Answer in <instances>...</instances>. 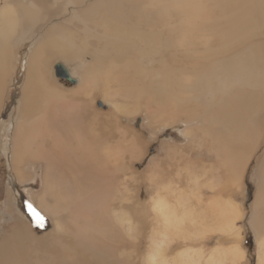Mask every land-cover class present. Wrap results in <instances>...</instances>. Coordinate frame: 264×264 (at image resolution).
Masks as SVG:
<instances>
[{
    "label": "bare ground",
    "instance_id": "obj_1",
    "mask_svg": "<svg viewBox=\"0 0 264 264\" xmlns=\"http://www.w3.org/2000/svg\"><path fill=\"white\" fill-rule=\"evenodd\" d=\"M53 59L71 88L50 80ZM8 85L0 121L10 131L11 220L0 264L243 262L241 207L220 195L202 203L190 183L214 166L203 165L206 153L238 190L264 144V0H0V115ZM97 96L107 112L93 108ZM138 114L151 136L181 125L187 141H163L136 181L134 161L146 153L126 121ZM256 165L250 224L264 264V150ZM37 169L39 190L27 192L52 221L41 236L13 192ZM142 181L144 202L135 199ZM213 233L230 245L207 249Z\"/></svg>",
    "mask_w": 264,
    "mask_h": 264
},
{
    "label": "rangeland",
    "instance_id": "obj_2",
    "mask_svg": "<svg viewBox=\"0 0 264 264\" xmlns=\"http://www.w3.org/2000/svg\"><path fill=\"white\" fill-rule=\"evenodd\" d=\"M28 45L29 44L26 43L25 45H20L18 48L14 47L16 57L20 58L23 55L24 51H26V49L28 48ZM53 61L54 59L51 61L50 65L52 66L54 64V70L53 67H51L49 70L50 80L66 88H71L74 84L72 85V83L66 81L64 78L58 77L55 73V64L60 63L58 62L59 60H56L54 62ZM19 64L20 61L18 59L17 62H14L13 66L15 65V71L18 72L17 74L20 78L21 71L18 68L20 66ZM7 88L8 90L5 95V102L2 107V112L0 115V120L3 121L8 120L7 118L8 111L10 109V106L7 104V101L9 98H11L9 93L10 92L9 89L11 88L9 85L7 86ZM13 97H14L13 98L14 103H12V106L15 107L16 104L15 98L17 97V95ZM93 108L103 110V112L104 111L107 112L110 109V106H108V104L104 102L100 96H97L95 102L93 103ZM130 118L132 119L133 117ZM121 123L125 124L123 118L121 119ZM126 123L130 125L129 127H131L133 130H140L141 133L137 131L138 137L141 138L142 141H144V142H139V150L145 149L146 154L144 156H141L139 160L134 161L132 167L133 177L136 178V181H139L140 176L141 175L144 176V174L146 173L145 169L149 164L150 158L156 156L160 157L162 155V151L160 150V144L163 141L174 140L173 141L174 143L181 145H183L187 141V139L184 138V136H182L179 131L181 125H177L178 127H172V128L170 127L171 129L163 128L159 132V134L151 136L148 129L145 127L146 121L144 120L142 115L138 114L137 116H134L133 120H131L130 122L127 120ZM4 127H5V131L1 133L2 128ZM9 134L10 131H9L8 122L1 124L0 121V233L5 229V227H7L6 225L11 220V215L7 214V211L5 210L6 206L4 203V200L7 195V186L12 181L9 172L8 153L6 150V146H8V144L4 141V139H8ZM171 137L173 138L171 139ZM263 150H264V144L260 146L256 154L253 156L252 160L250 161L246 171L244 172V178L242 180L241 187L239 188L240 190L239 189L232 190V187L228 183H226L224 178L222 177L223 174L221 170L217 169V164H215L213 160H207L208 156L206 153H204L205 163H203V165L204 166L214 165V166L211 167V170L205 172L204 174L199 175L195 182L192 181L190 183L191 190L197 195V198L198 197L200 198L202 203H205L210 198H213L216 195H220L223 198H227L229 201H233L237 203L243 210V216L237 222V225L240 226L241 237H242V240H240L239 243L240 246H242V248L245 249V259L241 264H255L256 261L254 230L252 228V225L250 224V219L253 212L252 204L257 191L256 157L261 152H263ZM193 157H196V155L193 154ZM203 168L198 166L196 168V171H198L199 173L200 171L204 170ZM215 177L216 178L219 177L218 181L216 182L213 180ZM13 184H14L13 192H14L15 204L19 208L21 215H23L25 218L28 219L30 224L29 226H31V229L35 230L36 236H41L48 229L51 228L52 221L48 215L42 214L45 218V221L42 227L39 226L36 223L35 218L31 215L29 208L27 206L29 203L33 205L27 190L28 189H32L35 191L39 190V186H40L39 169H37V173L35 174V177L31 185L28 186L22 185L17 183L16 181L13 182ZM187 185H188L187 182H185L181 185V187L185 188ZM136 188L137 186L134 187V190H136ZM136 192H137V196H135V199H138L141 202L146 201L148 194V184H146L145 181H142L140 186H138ZM205 245L207 249H211L213 247L215 248V247L230 245V241L225 238L221 240L220 236L217 233H213V234H209L205 242Z\"/></svg>",
    "mask_w": 264,
    "mask_h": 264
},
{
    "label": "water",
    "instance_id": "obj_3",
    "mask_svg": "<svg viewBox=\"0 0 264 264\" xmlns=\"http://www.w3.org/2000/svg\"><path fill=\"white\" fill-rule=\"evenodd\" d=\"M55 73L58 77L64 78L70 83H74V79L69 76V74L63 69L62 65L59 63L55 64Z\"/></svg>",
    "mask_w": 264,
    "mask_h": 264
},
{
    "label": "snow or ice",
    "instance_id": "obj_4",
    "mask_svg": "<svg viewBox=\"0 0 264 264\" xmlns=\"http://www.w3.org/2000/svg\"><path fill=\"white\" fill-rule=\"evenodd\" d=\"M27 206L29 208L31 215L35 218L36 223L42 227L45 221L44 216L40 214L38 211H36V209L33 207L31 203H29Z\"/></svg>",
    "mask_w": 264,
    "mask_h": 264
}]
</instances>
